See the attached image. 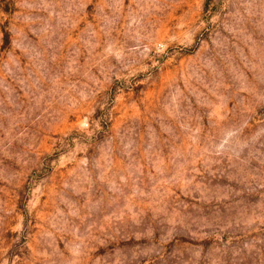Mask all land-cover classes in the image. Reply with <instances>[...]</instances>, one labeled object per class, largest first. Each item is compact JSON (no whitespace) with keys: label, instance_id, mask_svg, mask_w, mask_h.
<instances>
[{"label":"rangeland","instance_id":"1","mask_svg":"<svg viewBox=\"0 0 264 264\" xmlns=\"http://www.w3.org/2000/svg\"><path fill=\"white\" fill-rule=\"evenodd\" d=\"M0 264H264V0H0Z\"/></svg>","mask_w":264,"mask_h":264}]
</instances>
